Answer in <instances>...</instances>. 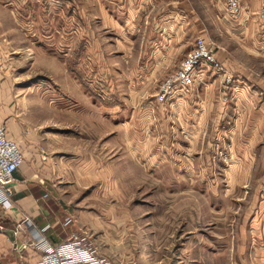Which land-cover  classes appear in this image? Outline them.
Here are the masks:
<instances>
[{"label": "crops", "instance_id": "0c3cea01", "mask_svg": "<svg viewBox=\"0 0 264 264\" xmlns=\"http://www.w3.org/2000/svg\"><path fill=\"white\" fill-rule=\"evenodd\" d=\"M19 1L0 0V125L5 126L24 157L10 183V196L0 204V232L9 239L8 256L13 258L11 262L5 259L4 264H32L39 259L40 251L25 247L36 236L30 232L59 243L63 232L74 231V219L63 226L64 219L71 216L56 207L47 189L50 174L58 168L50 163L51 159L40 157L56 150L51 145L55 140L39 137L35 129L47 122L43 117L38 119L40 109L58 111L60 124L68 132L58 138V149L71 157L82 156L78 149L82 148L83 124L99 126L101 121L113 133L116 127L111 125L118 122V113L127 116L119 131L129 155L146 156L138 142L142 137L131 136V109L136 104L150 115V121L156 118L160 127L167 124L165 114L173 115L193 145L198 133L213 130L215 137L226 140L229 149L226 164H222V194L230 198L242 196L238 190H253L248 204L257 202L258 208L253 211L248 231L264 232V226H258L261 218L264 220V195L255 193L260 188L264 191V68L259 67L264 62L262 0H240V13L233 19H228L222 0H95L90 5L91 0L90 6L83 5V9L92 11L98 24L94 29L75 0H65L68 10L62 13L48 0ZM99 26L113 31L115 42L109 50L102 42ZM199 37H215L221 48L222 38L233 45L225 46L224 52L216 50V59L232 83L224 89V74L202 66L195 73L190 96L172 104H159L154 100L159 84L177 70ZM86 47L89 56L83 55ZM57 50L64 53L58 54ZM100 51L107 54L103 63L112 68L117 90L109 87L111 83L100 69ZM35 75L47 78V83L27 84ZM84 78H100L102 85H108L102 86L107 98L103 93L97 96L99 86H88ZM54 92L59 94L58 106L56 99L52 104ZM39 93L44 95L43 100ZM100 110L107 119L100 116ZM132 140L137 141L132 145ZM237 231L244 232L239 228ZM13 242L17 247L14 251Z\"/></svg>", "mask_w": 264, "mask_h": 264}, {"label": "rangeland", "instance_id": "374dc122", "mask_svg": "<svg viewBox=\"0 0 264 264\" xmlns=\"http://www.w3.org/2000/svg\"><path fill=\"white\" fill-rule=\"evenodd\" d=\"M28 1L20 0L19 3ZM48 1L56 7L54 9L59 8L61 13L66 9L67 12L65 0ZM75 1L82 9L83 5L88 8L95 3V0L90 5L91 0ZM82 1L84 4H81ZM83 10L91 27L97 28L90 8ZM215 13L219 16L217 9ZM58 15L54 18L57 19ZM92 21L95 22L94 27ZM106 29L99 26L102 42L109 50L115 40L111 36L113 31ZM207 39L215 50L224 52L225 46H233L224 42V38L222 48L215 37ZM87 49H83L84 56H89ZM101 51L102 62L98 65L104 69L111 83L109 87L117 90L112 68L103 63L107 54ZM59 52L63 54L64 50ZM259 67L264 68V62ZM100 81V78L95 81L84 78L83 83L88 86L97 84V96L103 93L106 99L108 85L104 86ZM26 83L44 85L47 78L35 75ZM231 83L227 85L223 81L222 85L226 89ZM52 95V104L56 99L58 106L59 94L54 92ZM39 96L43 100L44 95L39 93ZM154 100L151 99L152 102ZM140 106H132L134 115L129 118L132 119L131 136L142 137L138 142L146 150V156L141 157L129 155L122 131H119L122 121H127L126 115L117 114L115 121L118 122L111 125L116 127L113 133L101 121L99 126L83 124L82 148L78 149L82 156L71 157L58 149L61 144L58 138L68 133L60 124L58 111L39 110L41 116L38 119L43 117L46 119L43 121L47 122L37 125V134L42 138H53L55 141L51 145L56 148L50 153L44 150V158L40 156L45 161L51 159L50 163L58 168L50 174L47 189L52 193L56 207L74 219L73 232L87 234L99 254L114 264H264V232L248 231L253 211L258 208L257 202L248 204L253 190H238L242 196L230 198L222 194L225 191L222 164H226L224 158L229 155L226 140L215 137L213 130H202L196 135L198 141L193 145L192 138L185 135L173 115L165 114L167 124L160 127L155 122L156 118L151 117L153 120L150 121V115L143 108L139 109ZM137 112L140 113L139 118ZM99 113L107 119L106 113L101 110ZM50 118L57 119L59 124L48 122ZM135 141H131L132 145ZM68 161L70 165L64 166ZM148 161H152L151 164ZM255 193L264 195L261 188ZM237 198L242 205L237 203ZM258 226H264L262 218ZM238 228L244 232H238ZM73 232H63L62 239L65 240ZM7 239L0 232V264H4L7 258L9 262L13 259L8 256L10 248Z\"/></svg>", "mask_w": 264, "mask_h": 264}, {"label": "built area", "instance_id": "2783aa9c", "mask_svg": "<svg viewBox=\"0 0 264 264\" xmlns=\"http://www.w3.org/2000/svg\"><path fill=\"white\" fill-rule=\"evenodd\" d=\"M222 2L227 16L238 17L240 0H222ZM260 16L264 18V0H262ZM202 66H210L224 74L227 85L232 82L231 77L225 75L216 59L214 45L209 40L199 37L195 40L194 49L179 64L178 69L160 84L155 100L159 104H172L190 96L195 82V73ZM23 160V153L19 145L8 137L5 126L0 125V204H4L10 196V183L14 180L13 175ZM71 222V217H66L63 226H68ZM26 224L29 225L28 220ZM48 227H44L43 231ZM18 229H21L20 225H18ZM30 233L36 234V236L32 237L25 247L29 246L41 253L39 259L32 264H114L99 254L98 250L91 245L87 234L73 232L67 235L65 240L51 243L38 232ZM12 247L17 250L15 242L12 243Z\"/></svg>", "mask_w": 264, "mask_h": 264}]
</instances>
